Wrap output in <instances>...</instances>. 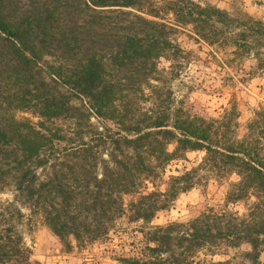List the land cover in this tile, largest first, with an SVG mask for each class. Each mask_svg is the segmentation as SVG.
<instances>
[{
	"label": "trees",
	"instance_id": "16d2710c",
	"mask_svg": "<svg viewBox=\"0 0 264 264\" xmlns=\"http://www.w3.org/2000/svg\"><path fill=\"white\" fill-rule=\"evenodd\" d=\"M231 23L224 11L191 0H0V147L20 153L16 189L65 248L70 238L107 239L126 218L141 223L145 245L124 264H261L264 105L239 134L235 106L204 118L171 101L170 80L187 63L180 28L191 25L233 55L247 49L245 37L264 42V23L241 24L248 33L228 37L218 25ZM43 57L54 63L42 66ZM257 69L264 72L262 59ZM91 119L112 127L98 129ZM60 152L70 161L57 170L50 156ZM188 152L203 156L158 189L165 168ZM49 162L51 175L38 181L36 170ZM210 179L226 184L220 203L184 222L152 225L179 194ZM223 248L236 255L214 261ZM30 253L15 231L0 232V264H34Z\"/></svg>",
	"mask_w": 264,
	"mask_h": 264
},
{
	"label": "rangeland",
	"instance_id": "374dc122",
	"mask_svg": "<svg viewBox=\"0 0 264 264\" xmlns=\"http://www.w3.org/2000/svg\"><path fill=\"white\" fill-rule=\"evenodd\" d=\"M202 7L213 6L224 11L234 21L230 25H218L225 35L235 37L241 31L248 33L246 27L254 22L264 23V0H191ZM166 19L172 20V16ZM179 45L187 52V63L178 78L170 80L172 91V109L180 107L190 114L204 118H217L225 109L233 106L239 112L233 122L239 134L245 132L248 121L253 117L254 109L264 105V72L257 69L259 59L264 61V42L256 36L244 38L248 45L244 52L233 55L234 48L225 45H209L199 39L191 25L179 29L176 35ZM53 59L43 57L41 65L53 64ZM161 66L168 67V62ZM170 75L167 74V77ZM48 79V78H46ZM83 105L79 100L73 102ZM85 106V103H84ZM149 103H146V107ZM19 118H28L33 122L37 119L29 113H16ZM90 122L96 128L103 124L96 119ZM172 146H169L171 149ZM11 147H0V232L5 228L15 231L29 249L30 259L35 264H124L121 258L139 257L145 243L139 229L140 222L129 223L126 218L116 221L114 230L107 239L92 244L77 245L69 239L70 249L65 248L56 236L46 227L39 213L31 209L32 200L25 193L16 189L19 172L15 158L19 152ZM104 151L101 150V155ZM61 154L51 162L58 170L70 161ZM45 157L44 153H41ZM203 156L202 152H188L186 160L172 161L163 173L161 181L156 182L160 190L166 188L165 182L171 175H179L190 169ZM106 158L105 156H103ZM46 166L36 170L38 181L50 176L52 168ZM72 164V162H71ZM100 172V171H99ZM202 173H199V177ZM196 177V178H197ZM233 179V178H231ZM148 191L153 190L148 183ZM226 191V184L216 179L202 180L191 190L178 195L170 209L159 212L152 225H164L169 222H184L195 216L205 206L220 203ZM238 210L242 206H236ZM248 246L242 245L241 250ZM218 255L211 257L214 261L229 259L236 255V249L223 248ZM260 263L264 264V251L260 255Z\"/></svg>",
	"mask_w": 264,
	"mask_h": 264
}]
</instances>
